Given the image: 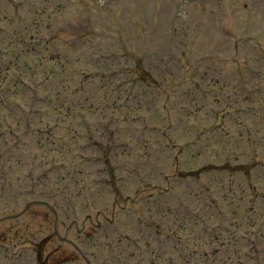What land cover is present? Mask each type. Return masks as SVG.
Segmentation results:
<instances>
[{"label":"rangeland","instance_id":"obj_1","mask_svg":"<svg viewBox=\"0 0 264 264\" xmlns=\"http://www.w3.org/2000/svg\"><path fill=\"white\" fill-rule=\"evenodd\" d=\"M8 214L0 264H264V0H0Z\"/></svg>","mask_w":264,"mask_h":264},{"label":"trees","instance_id":"obj_2","mask_svg":"<svg viewBox=\"0 0 264 264\" xmlns=\"http://www.w3.org/2000/svg\"><path fill=\"white\" fill-rule=\"evenodd\" d=\"M174 32H175V30H174Z\"/></svg>","mask_w":264,"mask_h":264}]
</instances>
